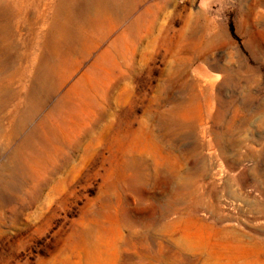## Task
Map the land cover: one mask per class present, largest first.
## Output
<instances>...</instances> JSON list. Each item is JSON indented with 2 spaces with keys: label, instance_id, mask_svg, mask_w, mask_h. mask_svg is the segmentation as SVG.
Returning a JSON list of instances; mask_svg holds the SVG:
<instances>
[{
  "label": "rangeland",
  "instance_id": "obj_1",
  "mask_svg": "<svg viewBox=\"0 0 264 264\" xmlns=\"http://www.w3.org/2000/svg\"><path fill=\"white\" fill-rule=\"evenodd\" d=\"M199 2L0 0V264H264V0Z\"/></svg>",
  "mask_w": 264,
  "mask_h": 264
},
{
  "label": "bare ground",
  "instance_id": "obj_2",
  "mask_svg": "<svg viewBox=\"0 0 264 264\" xmlns=\"http://www.w3.org/2000/svg\"><path fill=\"white\" fill-rule=\"evenodd\" d=\"M207 2H210L211 3V0H200V2H199V7L200 8H203V7H205V4H207ZM117 6V5H116ZM119 7V6H118ZM112 9L114 10V0H89V6H88V9H87V11L90 13V16L92 17V21H94V22H98L99 21V19H101L100 17H102V19H105V20H107L108 21V23H109V25L111 26V25H113L114 23H112V22H115V21H113L111 18H109V17H107V16H105L107 13H109L108 15H110L111 13V11H112ZM117 9H119V8H117ZM108 11V12H107ZM107 12V13H106ZM120 12V11H119ZM113 14L115 13V12H112ZM86 16H87V14H86ZM119 16V15H118ZM114 17H115V15H114ZM116 17H117V15H116ZM116 17H115V19H116ZM79 18H82V17H79ZM91 19V18H90ZM114 19V20H115ZM82 20V19H81ZM89 20V19H88ZM87 20V21H88ZM86 22V21H85ZM83 23V22H82ZM93 23V22H92ZM101 23H102V21H101ZM107 23V22H106ZM107 23V24H108ZM119 24V23H118ZM117 24V25H118ZM89 25V24H88ZM93 25V24H92ZM53 26V25H52ZM63 27V26H62ZM115 27V26H114ZM113 27V28H114ZM60 28V27H59ZM82 28V27H81ZM111 28V30H112V27H109V29ZM116 28V27H115ZM63 29V28H62ZM70 28H68L67 30H69ZM74 30V29H73ZM84 30V29H83ZM62 31V30H61ZM77 31V30H76ZM109 31V30H108ZM57 32H60V30L59 31H57ZM64 32H66L65 31V29H64ZM80 32V31H79ZM78 32V33H79ZM82 32V31H81ZM111 32V31H110ZM49 33V32H48ZM83 33V32H82ZM84 34V33H83ZM52 35V34H51ZM56 35V34H55ZM66 35V34H65ZM77 35V34H76ZM80 35V34H79ZM54 36V35H53ZM58 36V35H57ZM75 36V35H74ZM62 37V36H61ZM67 37H69V34H68V36ZM48 38H49V36H48ZM65 38V37H64ZM70 38V37H69ZM77 38V37H76ZM72 39V38H71ZM120 39H122V38H120ZM83 40V39H82ZM73 41H74V39H73ZM79 41V40H78ZM77 41V42H78ZM117 41V40H116ZM51 42V41H50ZM84 42H85V40H84ZM87 42V41H86ZM80 43V42H79ZM82 43V42H81ZM81 43H80V47H81ZM89 42H87V44H88ZM117 43V42H116ZM96 43H94V44H91V46H90V48H92V47H94V46H96L95 45ZM115 44V43H114ZM52 47V46H51ZM77 47H79L78 45H77ZM79 47V48H80ZM84 48V47H83ZM89 48V47H88ZM89 48V49H90ZM111 48V47H110ZM81 49V48H80ZM46 50V49H45ZM55 51V50H54ZM83 51V50H82ZM81 51V52H82ZM88 52V51H87ZM105 52V54H107V52H109L108 50L107 51H104ZM83 53V52H82ZM82 53H79L80 55H82L83 56V54ZM85 53V52H84ZM78 54V53H77ZM117 55V54H116ZM78 58V57H77ZM202 59V58H201ZM48 66V65H47ZM43 67V66H42ZM49 69V68H48ZM36 70V69H35ZM37 70H38V68H37ZM41 70H42V68H41ZM40 71V70H39ZM37 72V71H36ZM41 72V71H40ZM41 73H43V71L41 72ZM49 73H50V71H48L47 73H45V74H41L42 76L41 77H36L35 75H34V77H36V80H38V81H40L41 80V78H47L48 76H49ZM40 75V74H39ZM34 81H35V79H34ZM33 81V82H34ZM50 81V80H49ZM35 82H37V81H35ZM40 83V82H39ZM42 85V84H41ZM40 85V86H41ZM44 86V85H43ZM45 87V86H44ZM172 225H174V224H172ZM200 229H201V227H200ZM191 232V231H190ZM88 236V235H87ZM87 236H86V238H87ZM85 237V236H84ZM185 237V240H186V243H187V245L188 246H190V247H192V248H198V249H201V247H202V243H203V239H204V235H203V233H202V231L200 230V231H197V232H195L194 231V233H192V234H187L186 236H184ZM85 238V239H86ZM161 250V249H160ZM85 253H87L88 254V256H91L93 253H95L94 251H96L92 246H91V244L90 243H88V242H86V246H85ZM84 253V254H85ZM157 255H159L160 254V251L158 250L157 251V253H156ZM86 256V255H85ZM91 258V257H90Z\"/></svg>",
  "mask_w": 264,
  "mask_h": 264
},
{
  "label": "crops",
  "instance_id": "obj_3",
  "mask_svg": "<svg viewBox=\"0 0 264 264\" xmlns=\"http://www.w3.org/2000/svg\"><path fill=\"white\" fill-rule=\"evenodd\" d=\"M234 245L238 247L231 248ZM225 246L232 253L222 254L220 260H216L213 264H253L250 260V238L226 239Z\"/></svg>",
  "mask_w": 264,
  "mask_h": 264
}]
</instances>
